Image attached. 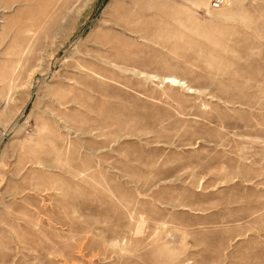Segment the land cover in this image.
<instances>
[{
  "label": "rangeland",
  "instance_id": "obj_1",
  "mask_svg": "<svg viewBox=\"0 0 264 264\" xmlns=\"http://www.w3.org/2000/svg\"><path fill=\"white\" fill-rule=\"evenodd\" d=\"M0 264H264V0H0Z\"/></svg>",
  "mask_w": 264,
  "mask_h": 264
},
{
  "label": "built area",
  "instance_id": "obj_2",
  "mask_svg": "<svg viewBox=\"0 0 264 264\" xmlns=\"http://www.w3.org/2000/svg\"><path fill=\"white\" fill-rule=\"evenodd\" d=\"M234 0H210V8L218 10L231 4Z\"/></svg>",
  "mask_w": 264,
  "mask_h": 264
},
{
  "label": "bare ground",
  "instance_id": "obj_3",
  "mask_svg": "<svg viewBox=\"0 0 264 264\" xmlns=\"http://www.w3.org/2000/svg\"><path fill=\"white\" fill-rule=\"evenodd\" d=\"M222 9V8H221ZM218 10H220V9H218Z\"/></svg>",
  "mask_w": 264,
  "mask_h": 264
}]
</instances>
